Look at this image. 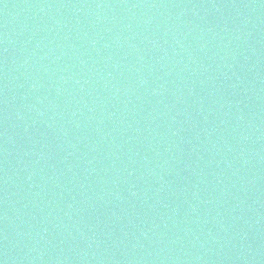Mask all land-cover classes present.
I'll list each match as a JSON object with an SVG mask.
<instances>
[{
  "label": "water",
  "instance_id": "water-1",
  "mask_svg": "<svg viewBox=\"0 0 264 264\" xmlns=\"http://www.w3.org/2000/svg\"><path fill=\"white\" fill-rule=\"evenodd\" d=\"M0 264H264V0H0Z\"/></svg>",
  "mask_w": 264,
  "mask_h": 264
}]
</instances>
